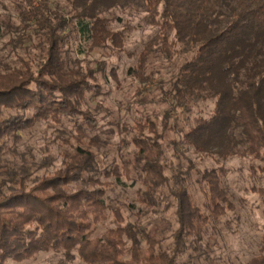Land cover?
Returning <instances> with one entry per match:
<instances>
[{
	"label": "trees",
	"instance_id": "trees-1",
	"mask_svg": "<svg viewBox=\"0 0 264 264\" xmlns=\"http://www.w3.org/2000/svg\"><path fill=\"white\" fill-rule=\"evenodd\" d=\"M16 9L21 28L2 20L0 36L18 32L21 47L35 51L0 59V264L47 251L65 257L76 252L86 264H178L175 254L184 240L200 237L231 206L227 169L196 172L200 204L188 185L170 188L176 201L171 247L163 246L164 228L126 220L121 207L107 200L111 183L99 176L139 180V200L156 205L168 178L155 122L136 121L130 156L100 168L98 119L85 107L101 92L97 71L77 66L66 46L77 35L80 52L106 44L119 50L124 36L111 27L121 20L113 10L140 15L155 29L148 48L156 44L168 55L190 52L170 83L167 111L189 112L198 99L215 100L207 118H192L180 144L210 157H251L258 162L252 173L264 176V0H22ZM14 41L8 43L11 50ZM103 64L98 62V71ZM41 122L70 125L60 138L59 166H53L50 143L39 160L31 148H21L23 135ZM178 144L173 142L175 151ZM252 190L264 196V187ZM108 213L114 226L94 235ZM262 245V253L243 264H264V234Z\"/></svg>",
	"mask_w": 264,
	"mask_h": 264
},
{
	"label": "rangeland",
	"instance_id": "rangeland-1",
	"mask_svg": "<svg viewBox=\"0 0 264 264\" xmlns=\"http://www.w3.org/2000/svg\"><path fill=\"white\" fill-rule=\"evenodd\" d=\"M38 0H33L36 4ZM62 2V0H57ZM22 0H0V21L9 20L21 28L16 5ZM121 17L111 24L113 30H119L123 37V45L118 50L109 45L98 47H82L79 51V37L74 35L67 47L68 57L75 59L77 66L83 69L96 70L101 92L96 97L88 99L85 107L96 115L98 132L102 145L99 149V167L104 168L119 163L120 159L128 158L133 146L130 138L137 133L133 128L136 121L149 119L156 125V133L160 137L163 150L162 161L165 165L166 184L158 190L157 204L150 207L139 200L143 184L127 179L124 176L119 181L114 176L106 178L100 175L102 181L110 182L107 190V200L121 207L126 220L149 228L162 230L163 246L171 247L175 224V199L170 195L174 185H188L195 201H203L202 193L196 182V172L211 167L224 166L227 173L224 183L229 194L230 205L218 219H211L200 236H190L180 246L181 252L175 254L178 264H243L252 257L262 253V236L264 234V196L252 190V186L264 187V176L257 170L252 173L251 167L258 162L251 157L229 156L223 159L215 154L210 157L195 151L192 145L180 144L182 133L193 125L195 116L208 117L214 107V99H198L192 104L189 112L170 110V83L178 68L190 52L166 54L156 44L148 43L155 33L154 27L147 24L140 15L128 16V12L113 10ZM132 20L130 21V19ZM129 21L130 25L125 24ZM22 31V30H21ZM20 31V32H21ZM18 32L0 36V59L10 58V54H31L34 48H24L18 43ZM15 40V48L11 50L8 43ZM85 46V45H84ZM5 48L7 51H5ZM12 51V52H10ZM26 51V53H24ZM5 52V55L3 53ZM144 58L142 59V55ZM104 62L103 69L98 71V62ZM113 69L114 75L110 73ZM65 127L48 125L41 122L35 128L23 135V147L31 148L39 160L49 151L44 150L46 143L50 153L55 156L53 166H59L60 138L66 137ZM64 129V130H63ZM146 132V131H145ZM58 137V138H56ZM50 141V142H49ZM173 142H179L177 151ZM44 146V147H43ZM215 149V148H214ZM192 167L188 170V167ZM54 167H50L49 171ZM186 170L190 174H185ZM124 181V184H123ZM114 226L113 216L108 213L94 235H100L108 227ZM159 232V231H158ZM7 264H86L76 252L71 257H65L61 252H40L35 257L22 261H9Z\"/></svg>",
	"mask_w": 264,
	"mask_h": 264
}]
</instances>
